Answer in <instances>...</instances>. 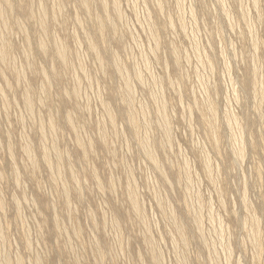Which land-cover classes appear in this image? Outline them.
Here are the masks:
<instances>
[{
    "label": "rangeland",
    "instance_id": "rangeland-1",
    "mask_svg": "<svg viewBox=\"0 0 264 264\" xmlns=\"http://www.w3.org/2000/svg\"><path fill=\"white\" fill-rule=\"evenodd\" d=\"M0 3V264H264V0Z\"/></svg>",
    "mask_w": 264,
    "mask_h": 264
},
{
    "label": "bare ground",
    "instance_id": "bare-ground-1",
    "mask_svg": "<svg viewBox=\"0 0 264 264\" xmlns=\"http://www.w3.org/2000/svg\"><path fill=\"white\" fill-rule=\"evenodd\" d=\"M103 1H105V0H103ZM2 2H3V1H2ZM2 2H1V3H2ZM83 2H84V1H83ZM83 2H82V3H83ZM92 2H93V1H92ZM1 3H0V4H1ZM11 3H12V2H11ZM54 3H56V2H54ZM84 3H87V1L84 2ZM105 3H107V2H105ZM91 4H92V3H91ZM101 4H102V3H101ZM115 4H116V3H114V5H115ZM38 5H40V4H38ZM106 5L108 6V4H106ZM106 5H104V6H106ZM158 5H159V4H158ZM1 6H2V5H1ZM1 6H0V9H2ZM4 6H6V5H4ZM11 6H12V5H11ZM56 6H57V5H56ZM86 6H87V5H86ZM159 6H161V5H159ZM41 7H43L44 9L46 8V7H44V5H42ZM58 7H59V6H57V8H58ZM115 7H116V6H115ZM16 8H17V7H16ZM34 8H36V7H34ZM48 8H50V7H48ZM59 8H60V7H59ZM85 8H86V7H85ZM87 8H88V7H87ZM55 9H56V7H55ZM105 9H107V7H106ZM30 10H31V9H30ZM45 10H47V9H45ZM51 10H52V9H51ZM107 10H108V9H107ZM115 10H116V9H115ZM117 10H118V8H117ZM2 11H3V10H2ZM8 11H9V10H8ZM36 11H37V10H36ZM52 11L54 12V10H52ZM56 11L58 12V10H56ZM103 11H104V10H103ZM120 11H121V10H120ZM4 12H5V11H4ZM4 12H3V14H4ZM30 12H31V11H30ZM37 12H38V11H37ZM37 12H36V13H37ZM43 12H44V11H43ZM53 12H52V13H53ZM106 12H107V11H106ZM39 13H40V12H38V14H39ZM52 13H50V14H52ZM58 14H59V13H58ZM58 14H57V15H58ZM105 14H106V13H105ZM5 15H6V14H5ZM36 15H37V14H36ZM39 15H41V14H39ZM57 15H56V16H57ZM59 15H60V14H59ZM63 15H64V14H62V17H63ZM102 15H103V14H102ZM102 15H101V16H102ZM117 15H118V12H117L116 16H117ZM119 15H121V13H120ZM119 15H118V16H119ZM3 16H4V15H3ZM6 16H7V15H6ZM37 16H38V15H37ZM41 16H42V15H41ZM54 16H55V14H54ZM101 16H100V17H101ZM108 16H109V15H108ZM108 16H107V19H108ZM38 17H39V16H38ZM51 17H53V16H51ZM51 17H50V18H51ZM76 17H77V16H76ZM100 17H99V18H100ZM41 18H44V16L41 17ZM41 18H40V19H41ZM47 18H48V17H47ZM47 18L44 19V20H47ZM53 18H54V17H53ZM55 18H56V17H55ZM77 18H79V17H77ZM96 18H97V17H96ZM118 18H119V17H118ZM0 19H2V17H1ZM5 19H6V17H4V20H5ZM38 19H39V18H38ZM38 19H37V20H38ZM58 19H59V18H58ZM65 19H66V17H65ZM65 19H64V20H65ZM80 19H81V18H79V19H77V20H80ZM107 19H106V20H107ZM120 19H122V16H120ZM4 20L2 19V20H0V21H1V22L3 21V24H5V23H4ZM16 20H17V19H16ZM37 20H36V22H37ZM52 20H53V19H52ZM108 20H109V19H108ZM110 20H111V18H110ZM19 21H20V20H19ZM55 21H56V20H55ZM99 21H100V19H99ZM111 21H113V19H112ZM41 22H43V21H41ZM52 22H53V21H52ZM107 22H109V21H107ZM107 22H106V23H107ZM151 22H152V21H150L149 23H151ZM17 23H18V22H17ZM21 23H22V22H21ZM21 23H19V24H21ZM38 23H39V22H38ZM77 23H79V22H77ZM80 23H81V20H80ZM112 23H114V21H113ZM3 24H2V25H3ZM45 24H46V23H45ZM50 24H51V23H50ZM99 24H100V23H99ZM7 25H8V24H7ZM21 25L25 27V25H23V24H21ZM38 25H39V24H38ZM41 25H42V24H41ZM97 25H98V24H97ZM100 25H101V24H100ZM149 25H150V24H149ZM155 25H156V24H155ZM5 26H6V25H4L3 27H4L5 31H6V33H8V32H7V28H5ZM22 26H21V28H22ZM39 26H40V25H39ZM42 26H43V25H42ZM101 26H102V25H101ZM112 26H113V24H112ZM114 26H115V25H114ZM153 26H154V25H153ZM153 26H152V28H153ZM6 27H7V26H6ZM8 28H9V27H8ZM18 28H19V30H21L20 27H18ZM25 28H26V27H25ZM42 28H43V27H40V29H42ZM152 28H151V29H152ZM2 30H3V29H2ZM2 30H1V31H2ZM8 30L10 31L11 29H8ZM27 30H28V29L24 30L25 32H23V33H25V35H26V33L28 32ZM43 30H45V28L42 29V31H43ZM47 30H48V29H47ZM11 31H12V30H11ZM11 31H10V32H11ZM21 31H22V30H21ZM26 31H27V32H26ZM45 31H46V30H45ZM45 31H44V33H45ZM103 31H104V30H103ZM151 31H152V30H151ZM47 32H48V31H47ZM112 32H113V31H112ZM0 33H1V36H0V37H2V34H3V33H2V32H0ZM11 33H12V32H11ZM51 33H52V32H51ZM27 34H28V33H27ZM39 34H40V33H39ZM3 35H4V34H3ZM23 35H24V34H23ZM46 35H47V34H46ZM51 35L54 37V34H51ZM38 36H39V35H37V37H38ZM44 36H45V34H44ZM52 36H49V37H52ZM55 36H56V35H55ZM3 37H4V36H3ZM25 37H26V36H25ZM27 37H29V35H28ZM27 37H26V40L29 39V38L27 39ZM40 37H41V36H40ZM46 37H47V36H46ZM46 37H45V38H46ZM101 37H102V35H101ZM103 37H104V36H103ZM4 38H7V36L5 35ZM57 38H59V37H57ZM57 38H56V39H57ZM36 39L38 40L39 38H36ZM40 39H42V38H40ZM54 39H55V38H54ZM118 39L120 40L119 37H118ZM2 40H3V39H2ZM26 40H25V41H26ZM50 40H52V38H50ZM58 40H59V39H58ZM58 40H57V41H58ZM3 41H4V40H3ZM7 41H8V40H7ZM7 41H6V43L8 44ZM55 41H56V40H55ZM59 41H62V40H59ZM59 41H58V42H59ZM120 41H121V40H120ZM4 42H5V41H4ZM37 42H39V41H37ZM40 42H41V41H40ZM49 42H50V41H49ZM58 42H57V44H58ZM1 43H2V42H1ZM1 43H0V44H1ZM43 43H44V40H43ZM43 43H42V44L38 43V44H39V46H40V45H43ZM54 43H55V42H53V44H54ZM88 43H89V42H88ZM90 43H91V41H90ZM155 43H156V42H155ZM157 43H158V42H157ZM9 44H10V42H9ZM26 44H27V43H26ZM57 44H56V45H57ZM61 44H62V43H61ZM61 44H59V45H61ZM63 44H64V43H63ZM44 45H45V43H44ZM48 45H49V44H47V46H48ZM56 45H55V46H56ZM91 45H92V44H91ZM94 45H95V44H94ZM55 46H54V47H55ZM88 46H89V45H88ZM95 46H96V45H95ZM155 46H156L155 49H157V48H158V47H157L158 45H155ZM155 46H154V47H155ZM7 47H9V46H7ZM11 47H12V46H11ZM58 47L61 48V49H58V48H57V50H58V56H59V57L64 56V53H65L66 49H65V50L63 49V50H64V51H63V50H62V45H61V46H58ZM89 47H90V46H89ZM27 48H28V47H27ZM29 48H30V46H29ZM40 48H41V46H40ZM43 48H45V47L43 46ZM46 48H48V47H46ZM90 48H91V47H90ZM96 48H97V47H96ZM41 49H42V48H41ZM48 49H49V48H48ZM53 49H54V48H53ZM55 49H56V47H55ZM8 50H9V49H7V51H8ZM57 50H56V51H57ZM67 50H68V49H67ZM91 50H94V49L92 48ZM95 50H98V49H95ZM25 51H26V50L24 49L23 52H25ZM27 51H29V50H27ZM47 51H48V50H47ZM62 51L64 52L63 54H62ZM29 52H31V51H29ZM29 52H28V53H29ZM68 52H69V50H68ZM93 52H94V51H93ZM6 53H7V52H6L5 48H4V46H2V44H1V45H0V58L3 60V63H4V59L7 58V57L5 56ZM41 53H42V52H41ZM48 53H50V52L48 51ZM96 53H97V52H96ZM25 54H26V53H25ZM25 54H24V55H25ZM30 54H31V53H30ZM43 54H44V53H43ZM46 54H47V53H46ZM54 54H55V53H54ZM97 54H99V52H98ZM97 54H96L95 56H96L97 58H99V56H97ZM7 55H10V54H7ZM26 55H27V54H26ZM28 55H29V54H28ZM113 55H114V54H113ZM172 55H173V54H172ZM4 56H5L6 58H5ZM29 56H30V55H29ZM65 56H66V54H65ZM3 57H4V58H3ZM27 57H28V56H27ZM52 57H53V56H52ZM52 57H51V58H52ZM100 57H101V56H100ZM115 57H116V56H115ZM28 58H29V57H28ZM28 58H27V59H28ZM57 58H58V57H57ZM66 58H67V57H66ZM97 58H96V59H97ZM55 59H56V57H55ZM55 59H54V60H55ZM58 59H59V58H58ZM113 59H114V57H113ZM116 59H117V58H116ZM116 59H115V60H116ZM176 59H177V58H176ZM59 60H60V59H59ZM67 60H68V59H67ZM97 60H99V59H97ZM101 60H102V59H101ZM57 61H58V60L56 59V62H57ZM69 61H70V59H69ZM69 61H68V62H69ZM176 61H177V60H176ZM27 62H28V61H27ZM58 62H60V61H58ZM58 62H57V63H58ZM64 62H66V61H64ZM116 62H117V61H116ZM119 62H120V61H119ZM60 63H61V62H60ZM66 63H67V62H66ZM70 63H71V62H70ZM61 64H63V63H61ZM81 64H82V63H81ZM113 64H114V63H113ZM118 64H119V63H118ZM4 65H5V64H4ZM67 65H69V64L67 63ZM101 65H103V64L101 63ZM119 65H120V64H119ZM29 66H30V65H29ZM80 66H81V65H80ZM10 67H13V66L10 65ZM52 67H54V66H52ZM50 68H51V67H50ZM10 69H11V68H10ZM15 69H17V68H15ZM11 70H12V69H11ZM64 70H65V69H64ZM66 70H67V69H66ZM16 71H19V70H16ZM42 71H44V69L41 70V72H42ZM49 71L51 72V69L48 70V72H49ZM57 71H59V70H57ZM82 71H83V70H82ZM137 71H138V70H137ZM0 72H1V71H0ZM19 72H22V71H19ZM52 72H53V70H52ZM126 72H127V70H126ZM140 72H141V71H140ZM2 73H3V72H2ZM44 73H46V72L44 71ZM137 73H138V72H137ZM22 74H24V73H22ZM51 74H53V73H51ZM125 74H126V73H125ZM17 75H18V74H17ZM45 75H46V74H45ZM64 75H66V74L64 73ZM64 75H63V76H64ZM70 75H71V74H70ZM119 75H120V74H119ZM138 75H139V74H138ZM23 76H24V75H23ZM46 76H47V75H46ZM49 76H50V75H49ZM51 76H52V75H51ZM75 76H76V75H75ZM86 76H87V74H86ZM126 76H127V74H126ZM128 76H129V75H128ZM128 76H127V77H128ZM18 77H19V76H18ZM44 77H45V76H44ZM57 77H58V76H57ZM141 77H142V76H141ZM141 77H139V79H140ZM23 78H24V77H23ZM49 78H51V77H49ZM49 78H48V79H49ZM58 78H60V77H58ZM122 78H123V77H122ZM128 78H129V77H128ZM128 78H127V79H128ZM137 78H138V77H137ZM18 79H20V78H17V80H18ZM127 79H126L124 82L128 81ZM140 80L142 81V79H140ZM18 81H19V80H18ZM47 81H48V84H49V80H47ZM126 83H127V82H126ZM128 84H129V82H128ZM128 84H127V85H128ZM125 85H126V84H125ZM127 85H126V86H127ZM126 86H125V87H126ZM127 87H128V86H127ZM127 87H126V88H127ZM173 87H174V85H173ZM132 88H133V87H132ZM130 89H131V88H130ZM0 90L2 91V92H1V94H2L4 90H3V89H0ZM127 90H128V89H127ZM75 91H76V89H75ZM128 91H129V90H128ZM130 91H131V90H130ZM133 91H134V90H133ZM124 92H125V91H124ZM130 93H131V92H130ZM132 93H133V92H132ZM75 95L77 96V93H76ZM132 95H133V94H132ZM27 96H28V98H30L29 95H27ZM76 96H75V97H76ZM127 96H128V95H127ZM122 97H123V96H122ZM1 98H3V97H1ZM26 98H27V97H26ZM28 98H27V100H26V103H27L28 106H31V103H32V102H31V99H32V98H31V99H28ZM129 98H130V97H129ZM3 99H4V98H3ZM125 99H126V98H125ZM32 100H33V99H32ZM131 101H132V100H131ZM131 101H130V102H131ZM5 102H6V101H5ZM23 102H24V101H23ZM2 103H4V102L2 101ZM211 103H212V102H211ZM128 104H129V103H128ZM128 104H127V105H128ZM164 104H165V103H164ZM5 105H6V104H5ZM105 105H106V104H105ZM162 105H163V104H162ZM210 105H211V104H210ZM164 106H165V105H164ZM164 106H163V107H164ZM25 107H26V105H25ZM106 107H108V104L106 105ZM127 107H128V106H127ZM210 107H211V106H210ZM208 108H209V107H208ZM208 108H206V109H208ZM106 109L108 110L109 108H106ZM106 109H105V110H106ZM128 109H130V108H128ZM128 109H127V111H128ZM164 109H165V108H164ZM206 109H205V110H206ZM28 110H29V108H28ZM205 110H204V111H205ZM210 110H211V112H212V109H210ZM29 111H30V110H29ZM29 111H28V112H29ZM108 111H110V110H108ZM108 111H107V112H108ZM131 112H132V111H131ZM162 112H163V110H162ZM209 112H210V111H209ZM209 112H208V113H209ZM211 112H210V113H211ZM29 113H30V112H29ZM160 113H161V112H160ZM208 113H207V114H208ZM214 113H216V112H214ZM132 114H133V112H132ZM132 114H131V115H132ZM164 114H165V113H164ZM67 115H68V114H67ZM106 115H107V113H106ZM110 115H111V114H110ZM162 116H164V115H162ZM208 116H209V115H207V118H208ZM108 117H109L110 119L112 118V117H110L109 115H108ZM164 117H166V115H165ZM212 117H213V116H212ZM215 117H216V115H215ZM69 118H70V117H69ZM69 118H68L67 120H69L70 123H73V122L71 121V119H69ZM131 118H132V117H131ZM144 118H145V117H144ZM162 118H163V117H162ZM210 118H211V115H210L209 119H210ZM110 119H109V122H110V125H111V123H112V122H111L112 119H111V121H110ZM132 119H133V118H132ZM163 119H164V118H163ZM166 119H167V118H166ZM211 119H212V118H211ZM229 119H230V118H229ZM67 120H66V122H67ZM233 120H234V119H233ZM135 121H136V119H135ZM163 121H164V120H163ZM165 121H166V120H165ZM210 121H211V120H210ZM228 122H229V121H228ZM68 123H69V122H68ZM135 123H136V122H135ZM150 123H151V122H150ZM161 123H162V122H161ZM161 123H160V124H161ZM48 124H49V123H48ZM50 124H51V123H50ZM53 124H54V123H53ZM113 124H115V123H113ZM138 124H140V123H138ZM210 124H211V123H210ZM229 124H230V123H229ZM132 125H134V124H132ZM136 125H137V124H136ZM145 125H147V124H145ZM211 125H212V124H211ZM40 126H41V125H40ZM48 126H50V125H48ZM54 126H55V125H54ZM70 126H71V125H70ZM73 126H74V125H73ZM73 126H71V127H73ZM134 126H135V125H134ZM167 126H168V122H167ZM52 127H53V125H52ZM112 127H113V125H112ZM38 128H40V127H38ZM47 128H48V127H47ZM137 128H138V127H136V129H137ZM146 128H147V127H146ZM48 129H49V128H48ZM54 129H55V128H54ZM114 129H115V128H114ZM50 130H51V129H50ZM72 130H73V129H72ZM74 130H75V129H74ZM134 130H135V129H134ZM134 130H133V131H134ZM40 131H42V130H40ZM53 131H54V130H52V132H53ZM78 131H79V130H78ZM78 131L76 130V132H78ZM73 132H74V131H73ZM135 132H136V131H135ZM137 132H138V129H137ZM167 132L169 133V131H167ZM39 133H40V132H39ZM41 133H42V132H41ZM41 133H40V134H41ZM74 133H75V132H74ZM100 134H101V133H100ZM100 134H99V135H100ZM103 135L105 136L104 133H103ZM103 135L101 134V136H103ZM169 135H170V133L168 134V137H169ZM46 136H47V135H46ZM76 136H77V135H76ZM79 136H80V135H79ZM40 137L42 138L43 136L40 135ZM144 137H146V136H144ZM147 137H148V136H147ZM81 138H82V137H81ZM81 138H80V139H81ZM99 138H100V136H99ZM103 139H104V138H103ZM103 139H102V141L105 142V140H103ZM170 139H171V138H170ZM40 140H42V139H40ZM76 142H77V141H76ZM104 142H103V143H104ZM140 142H141V141H140ZM143 142H144V140H143ZM143 142H142V143H143ZM148 142H149V141H148ZM25 143H26V142H25ZM41 143H42V142H41ZM53 143H54V142H53ZM90 143H92V142L90 141ZM26 144H27V143H26ZM144 144H145V142H144ZM146 144H147V143H146ZM149 144H151V143H149ZM152 144H153V142H152ZM239 144L242 145L241 142H240ZM27 145H28V144H27ZM85 145H86V144H85ZM87 145H88V143H87ZM89 145L91 146V144H89ZM8 146H9V145H8ZM23 146H25V148H26V145L23 144ZM31 146H32V145H31ZM51 146H54V145H51ZM12 147H13V146H12ZM29 147H30V146L28 145V149H29ZM84 147H85V146H84ZM238 147H239V146H238ZM8 148L10 149V147H8ZM32 148H33V147H32ZM55 148H56V147H53L52 149L55 150ZM79 148H80V147H79ZM81 148H82V147H81ZM91 148H93V147L91 146ZM144 148H145V146H144ZM147 148H148V144H147ZM239 148H240V147H239ZM28 149H26V150H28ZM30 149H31V147H30ZM47 149H48V148H47ZM82 149H83V148H82ZM242 149H243V148H241V149H239V150L242 151ZM23 150H24V148H23ZM144 150H145V149H144ZM150 150H151V149H149V150H147V151H150ZM153 150H154V149H153ZM153 150H152V151H153ZM237 150H238V149H237ZM9 151H10V150H9ZM32 151H34V150L32 149ZM46 151H47V150H46ZM46 151H45V149H44V152H43L41 155L44 156V153H48V156H49V155H50L49 152H46ZM11 152H12V151H11ZM11 152H10V153H11ZM57 152H58V151H57ZM57 152H55V153H57ZM82 152H83V151H82ZM86 152H87V151H86ZM24 153H25V152L23 151V154H24ZM28 153H29V152H27L26 157H27L28 160L30 161L31 158L28 157V156L30 155V154H28ZM146 153H147V152H146ZM148 153H149V152H148ZM153 153H154V152H153ZM153 153L150 152V154H152V155H153ZM237 153L239 154V152H237ZM11 154H12V153H11ZM32 154H33V153H32ZM58 154H59V152H58L57 154H55L56 157H58V156H57ZM150 154H149V155H150ZM240 154H242V153L240 152ZM240 154H239V156H240ZM149 155H148V156H149ZM152 155H151V156H152ZM12 156H14V155H12ZM23 156H24V155H23ZM33 156H35V155H33ZM24 157H25V156H24ZM26 157H25V158H26ZM46 157H47V156H44L45 159H46ZM11 158H12V157H11ZM51 158H52V157H51ZM149 158H150V157H149ZM42 159H43V158H42ZM47 159H48V158H47ZM47 159H46V161H47ZM49 159H50V156H49ZM49 159H48V160H49ZM55 159H56V158H55ZM153 159L155 160V157H154ZM31 160H32V159H31ZM50 160H51V159H50ZM151 160H152V159H151ZM44 161H45V160L43 159V162H44ZM56 161H57V159H56ZM58 161H59V158H58ZM58 161H57V162H58ZM32 162H33V164L35 163L34 160H33ZM36 162H37V161H36ZM41 162H42V161H41ZM61 162H62V159H61ZM157 162H158V159H157ZM207 162H208V160H207ZM30 163H31V162H30ZM47 163H48V164H47ZM47 163H45V165L47 164V165L50 166L53 162L51 161V162H50L51 164H50L49 162H47ZM27 164H28V163H27ZM54 164H55V162H54ZM57 164H58V163H56V165H57ZM155 164H157L156 161H155ZM158 164H159V162H158ZM206 164H207V163H206ZM31 165H32V163H31ZM35 165H37V164H35ZM12 166H13V165H12ZM32 166H34V165H32ZM49 166H47V167L49 168ZM57 166H58V165H57ZM206 166H207V165H206ZM208 166H209V164H208ZM208 166H207V168H208ZM14 167H15V166H14ZM51 167H52V168L54 167L53 164H52ZM210 167H211V166H210ZM210 167H209V168H210ZM52 168H51V169H52ZM207 168H206V170H207ZM16 169H17V167H15V170H16ZM35 169H37V167H36ZM68 169H71V167H70V168L68 167ZM91 169H92V168H91ZM158 169H159V168H158ZM158 169H157V170H158ZM13 170H14V169H13ZM15 170H14V173H16ZM73 170H74V169H72V171H73ZM16 171H18V170H16ZM50 171H51V170H50ZM53 171H55V170H53ZM68 171H69V170H68ZM92 171H93V170H92ZM94 171L96 172V170H94ZM158 171H160V170H158ZM161 171H162V170H161ZM161 171H160V172H161ZM186 171H187V170H186ZM51 172H52V171H51ZM17 173H18V172H17ZM17 173H16V174H17ZM32 173H33V172H32ZM16 174H14V175L16 176ZM71 174H72V173H71ZM94 174H95V173H94ZM164 174H165V173H164ZM209 174H210V173H209ZM57 175H58V174H57ZM69 175H70V174H69ZM75 175H76V174H75ZM72 176H73V175H71V177H72ZM96 176H97V175L95 174V179H96ZM210 176H211V175H210ZM59 177H60V176H59ZM73 177H75V176H73ZM97 177H98V176H97ZM15 178H16V180L19 179L18 177H15ZM75 178H76V177H75ZM165 178H166V177H165ZM189 178H190V177H189ZM189 178H188V179H189ZM55 180H56V179H55ZM72 180H74V179H72ZM76 180H77V179H76ZM98 180H99V179H98ZM98 180L96 181V183H97V182L99 183L100 180H99V181H98ZM166 180H167V179H166ZM17 181H18V180H17ZM94 181H95V180H94ZM19 182H20V181H19ZM74 183H75V181H74ZM110 183H111V181H110ZM188 183H189V182H188ZM76 185H77V182H76ZM108 186H109V185H108ZM111 186H112V185H111ZM111 186H110V187H111ZM76 187H77V186H76ZM76 187H75V188H76ZM77 188H78V187H77ZM79 188H80V187H79ZM97 188H99V187H97ZM114 188H115V187H114ZM66 189H67V188H66ZM66 189H65V192H66ZM68 189H69V188H68ZM99 189H100V188H99ZM106 189H107V188H106ZM111 189H113V188H111ZM111 189H110V190H111ZM78 190H79V189H78ZM78 190H77V191H78ZM82 191H83V190H82ZM82 191H81V194L83 193ZM100 191H101V190H100ZM132 192H133V190H132ZM63 193H64V192H63ZM63 193H61V194H63ZM132 194H134V193H132ZM135 194H136V192H135ZM65 195H69V194L67 193V194H65ZM129 195H131V194H129ZM137 197H138V196H136V200H137ZM65 198H66V196H65ZM83 198H84V196H83ZM136 200H135V198H133V197L131 198V197H130V202H131V204H133L134 206H136L137 203H138V202L136 203ZM129 204H130V203H129ZM17 206H18V205H17ZM69 207H71V206H69ZM138 207H139V205H138ZM136 208H137V207L134 208V211H135ZM138 209H139V208H138ZM138 209H137V210H138ZM141 210H142V209H141ZM168 210H169V209H168ZM168 210H167V211H168ZM171 210H172V209H171ZM143 211H144V210H143ZM143 211H142V213H143ZM137 212H138V211H137ZM171 212H172V211H171ZM171 212H170V214H171ZM142 213H141V214H142ZM164 213H165V212H164ZM174 213H175V212H174ZM143 214H144V213H143ZM170 214H169V215H170ZM169 215H168V216H169ZM212 215H213V214H212ZM212 215L210 214V216H212ZM136 216H137V215H136ZM141 216H142V215H141ZM172 216H176V215H173V214H172ZM143 217H144V215H143ZM143 217H141V218H143ZM171 218H173V217H170V219H171ZM177 218H178V217H177ZM201 218H202V217H201ZM173 219H174V218H173ZM143 220H144L143 222H145L146 219L143 218ZM175 220H177V219H175ZM170 221H171V220H170ZM171 222H172V221H171ZM173 222H174V221H173ZM195 222H196V221H195ZM198 222H199V221H198ZM255 222H256V221H255ZM56 223L58 224V222H56ZM56 223H55V224H56ZM176 223H178V221H177ZM253 223H254V222H253ZM57 224H56V225H57ZM174 224H175V223H174ZM198 224H199V223H198ZM256 224H257V223H256ZM256 224H255V225H256ZM120 225H121V224H120ZM178 225H179V224H178ZM175 226H176V224H175ZM56 227L58 228V226H56ZM62 227H63V226H62ZM119 227H120V226H119ZM176 227H177V228H180V227H178V226H176ZM255 227H256V226H255ZM0 228H1V226H0ZM57 228H56V229H57ZM220 228H222V227H220ZM257 228H258V227H257ZM180 229H181V228H180ZM180 229H179V230H180ZM252 229H253V228H252ZM64 230H65V229H64ZM200 230H201V229H200ZM220 230H221V229H220ZM257 231H259V230H257ZM1 232H2V231H1ZM1 232H0V233H1ZM177 232H180V231H177ZM218 232H219V231H218ZM252 233H253V232H252ZM1 234H2V233H1ZM1 234H0V235H1ZM178 234H179V233H178ZM180 234H181V233H180ZM254 234L256 235L257 233L255 232ZM119 235H120V234H119ZM186 235H187V234H186ZM186 235H185V236H186ZM1 236H2V235H1ZM3 236H4V235H3ZM183 237H184V236H182V238H183ZM148 239H149V238H147V240H148ZM183 239H184V238H183ZM149 240H150V239H149ZM187 240H188V239H187ZM184 241H185V240H184ZM150 242H151V241H150ZM186 243H187V242H186ZM97 245H98V244H97ZM205 245H206V243H205ZM152 248H153V247H152ZM229 248H230V247H229ZM152 251H153V250H152ZM230 251H231V249H230ZM230 251H229V252H230ZM154 252H155V251H154ZM154 252H153V253H154ZM3 253H4V252H3ZM101 253H102V252H101ZM151 254H152V253H151ZM157 254H158V253H157ZM157 254H156V255H157ZM38 255H39V254H38ZM229 255H230V254H229ZM39 256H40V255H39ZM6 257H7V256H6ZM36 257H37V256H36ZM158 257H159V254H158ZM160 257H161V256H160ZM160 257H159V258H160ZM3 258H4V257H3ZM39 258H40V257H39ZM159 258H157V259H159ZM5 259H6V258H5ZM18 259H19V258H18ZM20 259H21V257H20ZM36 259H37V258H36ZM157 259H156V260H157ZM40 260H41V258H40ZM151 260H152V259H151ZM159 260H161V259H159ZM5 261H6V260H5ZM8 261H9V260H8ZM34 261H36V260H34ZM38 261H39V260H38ZM41 261H42V260H41ZM156 262H157V261H156ZM0 263H1V261H0ZM17 263H18V261L16 262V264H17ZM34 263H35V262H34ZM41 263H42V262H41ZM41 263H40V264H41ZM160 263H162V262H160ZM6 264H7V263H6ZM8 264H10V263H8ZM38 264H39V263H38ZM156 264H158V263H156Z\"/></svg>",
    "mask_w": 264,
    "mask_h": 264
}]
</instances>
